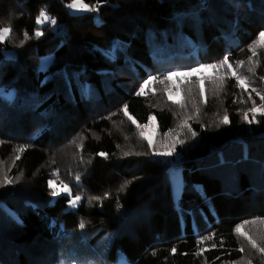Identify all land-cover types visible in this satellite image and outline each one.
I'll return each instance as SVG.
<instances>
[{
  "label": "trees",
  "instance_id": "trees-1",
  "mask_svg": "<svg viewBox=\"0 0 264 264\" xmlns=\"http://www.w3.org/2000/svg\"><path fill=\"white\" fill-rule=\"evenodd\" d=\"M83 2L96 10L0 0V28L12 29L0 42V181H13L0 186V264H264V115L249 111L264 104V0ZM42 11L56 24L38 25ZM225 58L231 69L190 112L167 99L171 80L136 94L171 67ZM232 72L260 89L240 88ZM125 105L140 125L155 117L178 158L155 155ZM54 178L76 186L79 206L51 194ZM248 226L256 248L235 231Z\"/></svg>",
  "mask_w": 264,
  "mask_h": 264
},
{
  "label": "rangeland",
  "instance_id": "rangeland-1",
  "mask_svg": "<svg viewBox=\"0 0 264 264\" xmlns=\"http://www.w3.org/2000/svg\"><path fill=\"white\" fill-rule=\"evenodd\" d=\"M89 7L93 8L91 6H89ZM68 9L72 14H79V13L88 12V11L76 10V9L70 8L69 6H68ZM52 58L53 57L51 56V57H48L44 60V63H43L44 64L43 65L44 70L47 69L48 66L50 65ZM199 67H201V65H191V66H187V67H171V68H169L168 71L164 72L163 78H159V79L153 81L151 84H149L145 88V92L152 93L153 95H155V94H157L158 89L162 91L163 86H161V85H165L164 84L166 81L165 77L170 72H186V71H189L191 69L199 68ZM223 73H224V71L221 68H213V69L206 71V72H198L195 75H192L190 77H181V76L174 77L173 79H171V86H169L167 91H165V92H167L165 94H168L169 92L172 93V99H169L168 96H166V97L168 100L173 101V102H171L173 104L176 103L174 101H180V103H176L177 109L179 107H181L180 109H184V110H187L190 112V109L188 108L189 107V101H191L193 99V97H198V98L201 97L202 99H205L206 93L208 92L210 85L216 84L217 82H219L220 80H222L225 77V74H223ZM238 76H242V77L247 78V84H248L247 88H254L255 90L260 89V83L255 82L250 77H248L244 74H239ZM201 80H203V93L201 92ZM256 114H260V113L257 112V113H255V115ZM193 120L195 123H200V119L196 115L193 117ZM181 123L185 124L184 121ZM147 125H148L147 129L138 128V132L140 134V132L143 131L145 133V135H151L152 136V139H153V144L151 145L152 147L156 148L157 150L162 149V151L165 148L172 147V145L165 140V139H167V136H164V137L160 136V131L158 130L156 120H154V121L150 120ZM180 136H181L180 130H175L174 132L170 133L168 139H172L173 141L176 142L178 139H180ZM141 138L144 139L143 137H141ZM145 141H147V140H145ZM71 146H72L71 150L66 152V155H68L70 157L69 162L72 161V157H73L72 154H75L74 146L73 145H71ZM77 151H78V145H77ZM158 156L161 157L164 161L165 160L170 161V159L173 158V155H171V156H160V155H158ZM174 156H175V158H178V154L175 152H174ZM83 157L84 156H82V154H80L78 152V158L80 159V163L84 165L85 160L83 159ZM64 161L68 162L67 160H64ZM177 164L178 163L173 164V167L169 171V173H170V178L172 181V188L174 190L175 198L178 201L181 197V192H182V187H183V179H182L181 171H179L177 166H176ZM56 182L58 185L60 184V182L67 184L66 182H64L63 178H58L56 180ZM68 186L71 189L72 196L78 195L79 190L75 188L76 186L74 184L71 186L70 185H68ZM61 195L69 196L67 193L61 192L59 195H56L54 197L61 196ZM82 201H83V198L81 197V201L79 202V204ZM79 204L77 206H79ZM77 206H75V207L71 206V208H76ZM243 231L245 233H247L248 237L251 238V236L249 235L248 232H251L253 230L251 228H249V226H248V229L246 231L245 230H243ZM83 260L84 261L79 263V264H101V261L98 260L96 257H93V256L87 257ZM242 264H245V263H242Z\"/></svg>",
  "mask_w": 264,
  "mask_h": 264
},
{
  "label": "snow or ice",
  "instance_id": "snow-or-ice-1",
  "mask_svg": "<svg viewBox=\"0 0 264 264\" xmlns=\"http://www.w3.org/2000/svg\"><path fill=\"white\" fill-rule=\"evenodd\" d=\"M68 6L70 8H73V9H76V10H80V11H94V10H96L95 8H90L87 4L83 3V0H73V3L69 4ZM45 22H49L52 25L56 24V20L54 18H50L47 15L46 12L42 11L40 13V16L38 17L36 23L38 25H42ZM11 32H12V29L10 27L0 28V42H3L6 39H8L10 37V35H11ZM35 35L36 36H41V35H43V32L41 30H37L35 32ZM24 36H25V39L28 38V34L26 32L24 33ZM259 36H260L261 43H264V32H261L259 34ZM21 43H23V42H21ZM225 66H227L229 69H231V67H232L231 64H229L227 58H225L221 62L220 65L201 66L199 68H194V69H191V70L186 71V72H170V73L167 74L165 79L171 80V79H173L174 77H177V76L190 77L192 75H195L198 72H206V71H209V70H211L213 68H223ZM249 71H251V69H249ZM232 75L236 77V81H237L238 86L240 88L246 90L247 87H248L247 78L246 77H242V76H237L235 72H232ZM155 80H157V78L156 77H152L150 80L145 81L144 85L141 86L140 91H138L136 94L137 95L144 94L145 88L149 84H151L153 81H155ZM253 91H255V89H253ZM201 92L203 93V80H201ZM257 95H259V93H257ZM168 97H169V99H172V93L171 92L168 93ZM260 98H261V100H264V96H261ZM174 102L180 103V101H174ZM249 111L252 112L253 114L259 112L261 115H264V104H262L260 107H256L255 106V102H253V107L250 108ZM122 112H123V114L125 116H127V118L129 120L132 121L133 124L136 125L137 128H144V129L148 128L147 124L140 125V124L137 123V121L128 113L127 105H125L123 107ZM243 118L249 124H251L253 122H258V121H255V115H253V119L252 120H248V112L244 113ZM150 120L154 121L155 117H150ZM222 122L225 123V124L229 123V119H228L227 115H225L223 117V121ZM193 134H195V133H193ZM140 136L143 137L145 140H147L149 146H151L153 144V139H152L151 135H145V133L143 131H141L140 132ZM22 150L23 149H21V151ZM174 151H175V144H173L172 147H170V148H165L163 151L155 152L154 154L155 155H160V156H171V155L174 154ZM98 155L106 156L105 153H99ZM57 175H58L57 173L53 174L54 177H56ZM75 179H76L77 182H79V177L78 176L75 177ZM12 182L13 181L8 180L7 177H5L3 181H0V186H3L4 183H12ZM48 184H49V187L53 190L52 193H51L53 196L59 195L61 192L67 193L69 195V197H70L69 203H70L71 206L75 207L81 201V196H79V195L72 196L71 189L69 188V186L67 184H64L63 182H60V184L58 185L55 178L54 179H50L48 181ZM92 199L93 200H99L100 197H92ZM253 223H255V222L253 221ZM80 227L83 228L84 224L81 223ZM235 231L237 233H239L241 236H244L246 239H249V242L252 244L253 248L257 247L256 242L251 240L250 237H248L247 233H245L243 231L242 227L236 228ZM208 239H211V237H208ZM258 250L260 252L264 253V248H259ZM241 251H243V249H241ZM172 252L175 253L176 249H172Z\"/></svg>",
  "mask_w": 264,
  "mask_h": 264
}]
</instances>
